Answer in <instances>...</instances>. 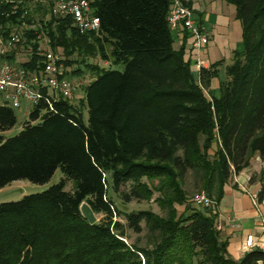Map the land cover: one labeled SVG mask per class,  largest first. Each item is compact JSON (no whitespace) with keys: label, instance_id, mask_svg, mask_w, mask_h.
Here are the masks:
<instances>
[{"label":"trees","instance_id":"trees-1","mask_svg":"<svg viewBox=\"0 0 264 264\" xmlns=\"http://www.w3.org/2000/svg\"><path fill=\"white\" fill-rule=\"evenodd\" d=\"M229 1L243 48L224 75V60L196 75L185 42L175 49L173 0H94L98 32L51 14L52 0L0 5L4 34L21 36L12 61L23 50L22 65L42 69L44 37L62 51L69 78L91 76L78 101H41L17 135L0 137V188L20 178L45 183L59 167L65 174L43 192L0 203V264H264L262 248L234 259L217 227L225 184L254 156L264 160V0ZM213 78L219 97L207 94ZM17 121L14 107L0 106V130ZM191 174L213 208L189 204ZM249 182H260L264 201V175ZM155 192L165 214L126 208ZM83 201L97 215L93 224L81 213ZM145 228L149 244L128 242V230Z\"/></svg>","mask_w":264,"mask_h":264},{"label":"crops","instance_id":"crops-1","mask_svg":"<svg viewBox=\"0 0 264 264\" xmlns=\"http://www.w3.org/2000/svg\"><path fill=\"white\" fill-rule=\"evenodd\" d=\"M191 1L194 19L209 36L210 42L206 47L196 50L193 38L180 28L174 31V47L179 49L185 42V56L190 60L193 72L198 75L202 67H209L221 60L227 66L232 61L233 52L243 48V27L237 17L236 5L229 0ZM200 61L203 63L200 64ZM210 94L213 97L220 96L218 78H213ZM254 173L264 175V160L259 155L254 156L251 166L225 184L224 194L217 206V227L223 237L228 239V251L236 260L264 243V201L255 203L253 198L260 182H249ZM250 234L254 235L257 243L252 249L246 247V239Z\"/></svg>","mask_w":264,"mask_h":264},{"label":"built area","instance_id":"built-area-1","mask_svg":"<svg viewBox=\"0 0 264 264\" xmlns=\"http://www.w3.org/2000/svg\"><path fill=\"white\" fill-rule=\"evenodd\" d=\"M93 1L52 0L51 14L57 17L71 16L80 32H98L101 29V19L93 13ZM186 1L188 0H173L168 21L174 31L185 27L193 38L194 49L200 50L208 45L210 38L194 19V9ZM18 2L22 0H0V5L15 3V8ZM20 40L19 32L5 35L3 24L0 23V106L17 108L25 100L32 105L45 101L52 107L54 101L72 98L77 85L67 76L69 67L64 63L62 51H54L48 45L41 47L39 53L44 57V67L28 69L22 65L27 57L22 61L18 59L21 51H15L16 61L11 60L12 51ZM202 63L203 61H200V64ZM257 193L253 194L255 203H258ZM191 201L199 209H211L216 205L215 199L205 191L196 193ZM256 244L254 235H248L246 247L252 249ZM258 246L264 249V243Z\"/></svg>","mask_w":264,"mask_h":264},{"label":"rangeland","instance_id":"rangeland-1","mask_svg":"<svg viewBox=\"0 0 264 264\" xmlns=\"http://www.w3.org/2000/svg\"><path fill=\"white\" fill-rule=\"evenodd\" d=\"M41 43H42V47H47L46 38L43 37ZM18 59H20V61L26 59V55L23 50L20 52V55H18ZM230 62L231 61H229L228 63L230 64ZM100 63H102V61H100ZM225 67L226 66L223 64L221 67V75H224ZM69 70H71L70 67H69ZM72 79L75 81L77 87L73 93L72 98L70 99L76 102L83 96L82 87L87 85L90 82L91 76L87 74L83 77H72ZM207 94L211 96L210 89ZM32 107H33L32 104L23 100L22 105L20 107L15 108V112H16L17 119H18L17 124L11 129L0 130V137H2L3 139H7L9 137L17 135L23 129L24 123L30 119V110ZM64 178H65V174L62 171V169L59 167L54 173V175L52 176V178L45 183H35L27 178H20V179L14 180L8 185L4 186L3 188H0V203L7 202V201L20 200L25 195L43 192L47 190L48 188H50L52 185L60 182ZM155 184H158V182L156 181ZM72 186H73V181L69 180L66 186V190H71ZM185 188L187 189L189 193L188 200H189L190 205H193L191 200H192V197L196 193L205 191V190H202V189L200 190L197 187H195L194 177L192 174L188 176L186 184H185ZM158 195L159 193L155 192L153 197H151L150 199L133 200L131 203L127 205L126 208L128 209H152L157 213L165 214V211L161 209L159 204L155 201ZM179 209L182 210V207H180ZM122 221L125 222V219L123 217H122ZM128 234H129L127 238L128 242L133 243L136 240L140 239V243L142 245L149 244L148 239L152 237V235L149 234L148 229L146 228L141 234H136L132 232L131 230H128Z\"/></svg>","mask_w":264,"mask_h":264},{"label":"water","instance_id":"water-1","mask_svg":"<svg viewBox=\"0 0 264 264\" xmlns=\"http://www.w3.org/2000/svg\"><path fill=\"white\" fill-rule=\"evenodd\" d=\"M80 210L82 215L91 223H95L97 221V215L91 205L87 201H83L80 206Z\"/></svg>","mask_w":264,"mask_h":264}]
</instances>
